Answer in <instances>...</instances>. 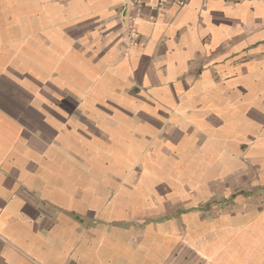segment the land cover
<instances>
[{"label": "crops", "instance_id": "crops-1", "mask_svg": "<svg viewBox=\"0 0 264 264\" xmlns=\"http://www.w3.org/2000/svg\"><path fill=\"white\" fill-rule=\"evenodd\" d=\"M152 3L0 0V264H264V0Z\"/></svg>", "mask_w": 264, "mask_h": 264}, {"label": "built area", "instance_id": "built-area-1", "mask_svg": "<svg viewBox=\"0 0 264 264\" xmlns=\"http://www.w3.org/2000/svg\"><path fill=\"white\" fill-rule=\"evenodd\" d=\"M175 4L181 5L183 0H174ZM148 4V0H128V5L131 10V15L133 17H138L142 9ZM166 6V0H153L152 9L155 12L161 11ZM135 36V34H134ZM133 38H130L129 44L132 45L134 42Z\"/></svg>", "mask_w": 264, "mask_h": 264}, {"label": "snow or ice", "instance_id": "snow-or-ice-1", "mask_svg": "<svg viewBox=\"0 0 264 264\" xmlns=\"http://www.w3.org/2000/svg\"><path fill=\"white\" fill-rule=\"evenodd\" d=\"M175 264H184L183 258L181 256H177Z\"/></svg>", "mask_w": 264, "mask_h": 264}]
</instances>
